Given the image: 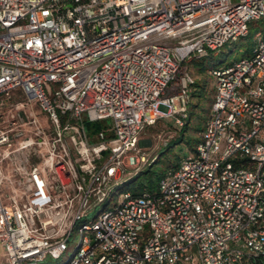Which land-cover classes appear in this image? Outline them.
I'll list each match as a JSON object with an SVG mask.
<instances>
[{"label": "built area", "instance_id": "obj_1", "mask_svg": "<svg viewBox=\"0 0 264 264\" xmlns=\"http://www.w3.org/2000/svg\"><path fill=\"white\" fill-rule=\"evenodd\" d=\"M261 18L264 0H0V94L20 89L54 127L0 157V264L59 257L75 231L70 258L58 264H264L261 34L251 54L212 69L214 98L194 155L158 190H125L86 221L114 183L148 161L144 128L188 116L183 65ZM107 118L89 133L87 120ZM14 121L24 125L17 135L25 125L44 129L24 109ZM11 142L2 131L0 146ZM35 152L41 162H31Z\"/></svg>", "mask_w": 264, "mask_h": 264}, {"label": "rangeland", "instance_id": "obj_2", "mask_svg": "<svg viewBox=\"0 0 264 264\" xmlns=\"http://www.w3.org/2000/svg\"><path fill=\"white\" fill-rule=\"evenodd\" d=\"M261 34V37H264V18L253 19L250 23L249 32L247 35L241 36L235 41H228L223 45L217 52H211L207 56L199 58H190L182 67V70H188L192 80H204L207 82V88H205V107L206 109L200 110L201 118L197 114H193L190 122L185 131H183V138L174 143L177 137L181 134V127L183 123L177 122L176 117L178 114L169 115L158 119L155 123L148 125L140 134V146L142 151L147 155L148 161L140 164L139 172L141 169H146L148 164L153 161L155 155H160L161 160L158 163L160 169L168 170L173 166L178 160H181L187 155H194V150L196 147V138L200 137V130H197L198 127L203 128L207 119L210 116V107L212 104L214 91H215V79L212 74V67L220 66L226 63L233 62L244 56L251 54L257 47L258 37ZM177 43L174 41L172 45ZM197 86L192 85L191 91H194ZM173 89V88H172ZM171 90V87L168 88ZM192 93V92H190ZM191 101H197V96L193 97L190 95ZM162 109H166L165 105L160 106ZM189 108L187 107V111ZM23 109L29 114L34 115L39 120V125H44L42 131L40 128H36L35 124L25 125V131L22 135H17L15 132L21 125L18 122L14 121L17 116L18 111H23ZM198 111V110H197ZM189 114V112H188ZM200 118V119H199ZM87 120V119H86ZM102 125H109L111 119H102L99 120ZM95 121H92L94 123ZM193 126V127H191ZM2 131L11 132L12 145L8 143L0 146V157L4 153H9V150L14 149L22 139H37L42 137L43 139L50 138L54 135V127L51 121L47 120V115L44 111L40 109L38 105H31L27 103L26 97L20 89H14L9 94L1 93L0 94V133ZM171 144L166 147V145ZM36 151L42 152L44 150V145L36 144ZM32 163H38L42 161V158L38 154L33 153L30 158ZM180 162V161H179ZM3 174L7 177L12 176V167L7 162L3 166ZM135 169H131L130 175H125L121 177L117 183L112 185V189L108 199L104 202L98 203L95 206L91 207L89 210L86 221L92 222L95 220L100 212L115 207L120 200V194L125 190H133V180L136 179L137 172L133 173ZM152 191L158 190V186L155 185L154 189H148ZM78 239V232H74L72 237L68 241L67 249L59 257L47 256L42 263L43 264H58L60 262H66L74 248Z\"/></svg>", "mask_w": 264, "mask_h": 264}, {"label": "trees", "instance_id": "obj_3", "mask_svg": "<svg viewBox=\"0 0 264 264\" xmlns=\"http://www.w3.org/2000/svg\"><path fill=\"white\" fill-rule=\"evenodd\" d=\"M250 28V26H249ZM217 67V66H214ZM214 67H212L211 69H213ZM192 85L197 86L195 88L194 91H191L192 93H190L191 96L196 97L197 96V101H189V107H195V108H189L188 112V116L184 119V123H186V125H183L181 127V134L179 137H177L176 141H172L174 143L180 141L183 138V131H185V129L187 128V126L190 124L191 122V118L193 116V114H197L200 118V110H204L206 109L205 107V88H207V82L204 80H192L191 82V87ZM215 92V91H214ZM207 98V97H206ZM214 98V96H213ZM213 101V100H212ZM198 110V111H197ZM199 118V119H200ZM87 124V128L90 134L94 135L103 125L102 123L98 120L95 121L94 123H92V121H86ZM190 126V125H189ZM193 127V126H191ZM203 128L198 127L197 130H202ZM196 142V144L198 143V141L200 140V137L194 139ZM171 144L166 145V147L170 146ZM161 160V156L160 155H155L153 158V161L150 162L148 164V167L146 169H141L139 172H137V176L136 179L133 180V192L134 193H139L142 192L145 189H154V186L159 184V181L161 179V177L169 170L172 168H175L178 166L179 161L178 160L173 166H171L170 168H168V170H164V169H160L159 168V162Z\"/></svg>", "mask_w": 264, "mask_h": 264}]
</instances>
